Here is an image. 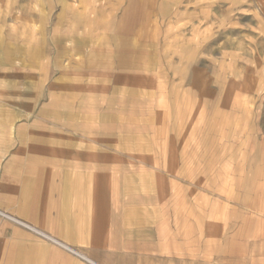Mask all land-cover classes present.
<instances>
[{"label": "rangeland", "instance_id": "1", "mask_svg": "<svg viewBox=\"0 0 264 264\" xmlns=\"http://www.w3.org/2000/svg\"><path fill=\"white\" fill-rule=\"evenodd\" d=\"M19 9L23 57L49 64L48 74L50 59L59 73L82 60L78 71L114 80L109 97L152 108L139 122L138 158L153 169L140 187L149 177L153 190L181 194L195 239L187 249L201 250L202 264L264 260V19L223 14L194 35L184 0H0V25L17 24Z\"/></svg>", "mask_w": 264, "mask_h": 264}, {"label": "crops", "instance_id": "2", "mask_svg": "<svg viewBox=\"0 0 264 264\" xmlns=\"http://www.w3.org/2000/svg\"><path fill=\"white\" fill-rule=\"evenodd\" d=\"M184 3L194 35L223 14L264 19V0ZM15 18L0 25V264H202V251L187 249L195 239L181 194L153 190L149 177L140 187V172L153 169L138 158L139 122L152 108L138 96L109 97L114 80L101 69L78 71L82 60L59 73L50 59L48 74L49 64L22 56L21 9Z\"/></svg>", "mask_w": 264, "mask_h": 264}, {"label": "bare ground", "instance_id": "3", "mask_svg": "<svg viewBox=\"0 0 264 264\" xmlns=\"http://www.w3.org/2000/svg\"><path fill=\"white\" fill-rule=\"evenodd\" d=\"M262 23H263V21H262ZM261 23V24H262ZM263 26H264V23H263ZM224 217V216H223ZM216 222V221H215ZM218 222H220V221H218ZM217 223V222H216ZM215 225V224H214ZM216 226V225H215ZM220 234V233H219ZM220 236V235H219ZM250 264H264V260L263 259H260V260H258V262H251Z\"/></svg>", "mask_w": 264, "mask_h": 264}]
</instances>
